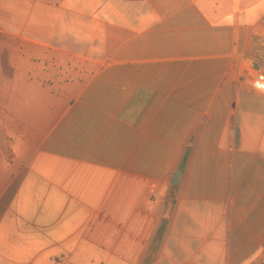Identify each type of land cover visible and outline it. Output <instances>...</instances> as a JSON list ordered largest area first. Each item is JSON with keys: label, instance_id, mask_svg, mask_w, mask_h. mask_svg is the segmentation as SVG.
<instances>
[{"label": "crops", "instance_id": "0c3cea01", "mask_svg": "<svg viewBox=\"0 0 264 264\" xmlns=\"http://www.w3.org/2000/svg\"><path fill=\"white\" fill-rule=\"evenodd\" d=\"M0 20L81 58L34 64L0 264H264V0H0Z\"/></svg>", "mask_w": 264, "mask_h": 264}, {"label": "rangeland", "instance_id": "374dc122", "mask_svg": "<svg viewBox=\"0 0 264 264\" xmlns=\"http://www.w3.org/2000/svg\"><path fill=\"white\" fill-rule=\"evenodd\" d=\"M43 1L56 4L58 0ZM5 26L4 21L0 20V162L3 163L11 162L13 141L19 135L34 102L31 96L36 95L40 86L33 83V73L38 71L34 64L41 61H45V65L46 62L55 64L50 72L63 79L78 73L81 64L79 55L63 52L59 47L50 48L38 41V37L10 34L4 31ZM7 26L14 27L15 21L8 22ZM248 69L250 75L255 77L250 63ZM49 82L52 81L49 79Z\"/></svg>", "mask_w": 264, "mask_h": 264}, {"label": "built area", "instance_id": "2783aa9c", "mask_svg": "<svg viewBox=\"0 0 264 264\" xmlns=\"http://www.w3.org/2000/svg\"><path fill=\"white\" fill-rule=\"evenodd\" d=\"M258 43L254 59L250 60V68L256 75L252 76L251 84L264 93V37L259 39Z\"/></svg>", "mask_w": 264, "mask_h": 264}, {"label": "trees", "instance_id": "16d2710c", "mask_svg": "<svg viewBox=\"0 0 264 264\" xmlns=\"http://www.w3.org/2000/svg\"><path fill=\"white\" fill-rule=\"evenodd\" d=\"M188 153H189V148H186L184 150V155H183V162L186 160L187 156H188Z\"/></svg>", "mask_w": 264, "mask_h": 264}, {"label": "water", "instance_id": "95a60500", "mask_svg": "<svg viewBox=\"0 0 264 264\" xmlns=\"http://www.w3.org/2000/svg\"><path fill=\"white\" fill-rule=\"evenodd\" d=\"M179 174H180V171H178V172L175 174V177H174V181H173V183H177L178 178H179Z\"/></svg>", "mask_w": 264, "mask_h": 264}]
</instances>
